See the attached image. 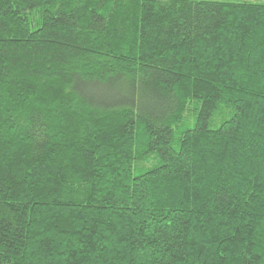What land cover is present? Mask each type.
Wrapping results in <instances>:
<instances>
[{
  "label": "trees",
  "instance_id": "1",
  "mask_svg": "<svg viewBox=\"0 0 264 264\" xmlns=\"http://www.w3.org/2000/svg\"><path fill=\"white\" fill-rule=\"evenodd\" d=\"M0 264H264V0H0Z\"/></svg>",
  "mask_w": 264,
  "mask_h": 264
}]
</instances>
